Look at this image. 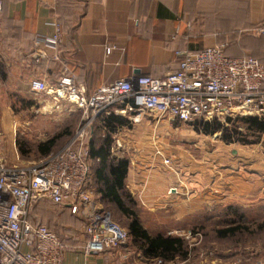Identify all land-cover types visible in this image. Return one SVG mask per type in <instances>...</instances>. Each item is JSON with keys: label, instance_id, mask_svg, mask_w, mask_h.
<instances>
[{"label": "rangeland", "instance_id": "374dc122", "mask_svg": "<svg viewBox=\"0 0 264 264\" xmlns=\"http://www.w3.org/2000/svg\"><path fill=\"white\" fill-rule=\"evenodd\" d=\"M249 30L241 32L237 48L241 43L246 55L264 64V36ZM216 45L225 49L222 43ZM25 92L22 84H0L2 164L40 160L44 156L39 147L49 140H54V145L48 154L57 153L69 143L81 119L80 111L68 102L55 105L48 96L34 94L28 87V93ZM115 113L123 123L112 121L108 127L103 124L105 118L98 121L91 128L89 148L100 146L108 136L110 157L140 167L153 162L160 177L153 179L152 192L165 191L166 178L167 196H178L167 198L162 210L147 213L131 194L132 201L125 198L126 207L136 213L149 235H168L176 230H197L200 234L197 245L181 238L188 252L186 259L162 260V264H264V131H249L238 121L241 117L185 124L155 113L138 121ZM206 122L217 123L221 129L205 134L202 124ZM163 160L168 164L164 165ZM88 161L93 169L97 168L91 159ZM171 190H179L180 195L170 194ZM102 209L120 229L128 232V221L112 204L102 203ZM65 210L41 199L34 213L60 239L69 242L84 238L83 227L95 213L70 218ZM230 227L239 230L230 237L217 234ZM112 250L101 255L119 250L124 255L123 264H156V259L145 258L129 238L122 249ZM68 251H76L75 245L69 246Z\"/></svg>", "mask_w": 264, "mask_h": 264}, {"label": "crops", "instance_id": "0c3cea01", "mask_svg": "<svg viewBox=\"0 0 264 264\" xmlns=\"http://www.w3.org/2000/svg\"><path fill=\"white\" fill-rule=\"evenodd\" d=\"M260 25L264 0H0V84H22L28 93L32 80L54 85L64 73L90 95L115 80L163 76L176 70L184 52L218 43L229 57L249 56L241 43L237 48L238 37ZM55 34L56 47L35 45L37 36ZM157 167L150 161L142 167L131 163L125 178V189L147 213L178 197L167 196L166 178L165 191L152 192L153 179L160 177ZM87 192L81 213H101L96 193ZM174 193L180 195L179 190ZM84 241L85 236L66 243L76 247ZM118 251L87 257L79 250L67 251L63 264H123Z\"/></svg>", "mask_w": 264, "mask_h": 264}, {"label": "built area", "instance_id": "2783aa9c", "mask_svg": "<svg viewBox=\"0 0 264 264\" xmlns=\"http://www.w3.org/2000/svg\"><path fill=\"white\" fill-rule=\"evenodd\" d=\"M250 33L264 34V27ZM58 43V34L35 40V45L53 48ZM29 90L48 96L55 105H74L81 119L69 143L57 153L32 163H0V264H63L69 245L41 222L34 209L46 199L70 214L81 213L91 185L89 134L101 119L116 111L133 121L155 113L185 124L264 115V67L251 56H227L223 45L184 52L176 70L163 76L115 80L90 95L77 89L73 78L64 73L54 85L32 80ZM163 164L168 161L163 160ZM83 233L85 241L75 250L86 257L121 248L128 241L127 232L105 213L90 216ZM173 235L193 245L200 239L197 231L168 232V236Z\"/></svg>", "mask_w": 264, "mask_h": 264}, {"label": "trees", "instance_id": "16d2710c", "mask_svg": "<svg viewBox=\"0 0 264 264\" xmlns=\"http://www.w3.org/2000/svg\"><path fill=\"white\" fill-rule=\"evenodd\" d=\"M257 27H264V25ZM257 27L250 28L249 33L252 29ZM258 36H264V34H260ZM257 61L259 62V60ZM262 66L264 67V65ZM112 121L119 124L123 123L121 119L110 115L108 118L103 120V124L109 127ZM227 121H230V119ZM238 121L244 123L249 131L256 133H261L264 131V115L261 118L243 117L238 119ZM197 122L201 121H196L195 123ZM97 123L98 122L95 124ZM202 125L205 134H211L221 129V126L217 123L212 124L206 122ZM53 145L54 140H49L39 147V152L43 156H46L52 149ZM109 148L110 139L108 136L100 146L95 147L94 145H91L89 148V158L91 161L96 163L97 166L95 169H93L91 166V185L89 190L94 191L96 195H98V200L100 201L101 205L102 203L112 204L118 210V212L124 218H126L128 221V238L134 245L137 246L145 258L164 261H173L177 258H180L181 260L186 259L188 252L186 251L184 241L181 238L161 234H157L155 236L149 235L148 232L142 227L136 213L130 208L126 207L125 198L132 201L131 194H128L125 189V178L129 163L127 160L110 157ZM19 152L21 155L24 154L22 148L19 149ZM101 213L108 215V213L104 211ZM238 230V227H230L218 231L217 234L223 238L230 237L233 236ZM196 231L197 230H192V232Z\"/></svg>", "mask_w": 264, "mask_h": 264}]
</instances>
